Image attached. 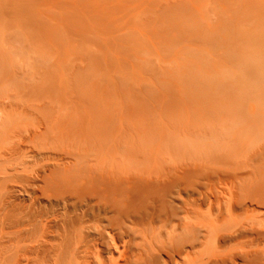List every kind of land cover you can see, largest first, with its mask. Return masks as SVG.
Instances as JSON below:
<instances>
[{
    "label": "rangeland",
    "instance_id": "374dc122",
    "mask_svg": "<svg viewBox=\"0 0 264 264\" xmlns=\"http://www.w3.org/2000/svg\"><path fill=\"white\" fill-rule=\"evenodd\" d=\"M27 100L76 117L61 164L139 174L177 207L209 197L228 216L232 190L264 194V0H0V137L34 124ZM46 187L0 191V264H71L44 242Z\"/></svg>",
    "mask_w": 264,
    "mask_h": 264
},
{
    "label": "bare ground",
    "instance_id": "6f19581e",
    "mask_svg": "<svg viewBox=\"0 0 264 264\" xmlns=\"http://www.w3.org/2000/svg\"><path fill=\"white\" fill-rule=\"evenodd\" d=\"M28 100L12 106H22L21 118L34 124L15 123L0 137V191L15 179L44 178L50 207L43 214V241L71 264H264V219L240 211L264 206V194L253 183L247 195H235L232 188L237 194L245 188L240 171L227 176L233 185L232 199L222 202L228 216L209 197L182 199L177 207L169 192L145 190L139 174L118 177L116 169L61 164L78 137L76 117L65 115L64 122L60 111ZM225 217L229 225L220 230Z\"/></svg>",
    "mask_w": 264,
    "mask_h": 264
}]
</instances>
